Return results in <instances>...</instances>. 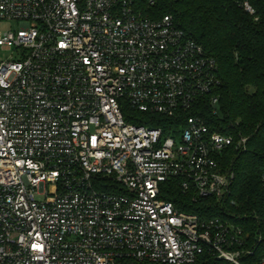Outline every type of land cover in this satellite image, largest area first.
<instances>
[{
	"label": "built area",
	"instance_id": "obj_1",
	"mask_svg": "<svg viewBox=\"0 0 264 264\" xmlns=\"http://www.w3.org/2000/svg\"><path fill=\"white\" fill-rule=\"evenodd\" d=\"M136 4L0 0L21 23L0 32V264H264L263 237L228 217L225 158L248 138L199 113L217 112V60ZM158 115L184 126L141 123ZM176 188L227 216L182 209Z\"/></svg>",
	"mask_w": 264,
	"mask_h": 264
},
{
	"label": "trees",
	"instance_id": "obj_2",
	"mask_svg": "<svg viewBox=\"0 0 264 264\" xmlns=\"http://www.w3.org/2000/svg\"><path fill=\"white\" fill-rule=\"evenodd\" d=\"M136 11L153 19L172 15L217 60L221 80L217 112L202 102L199 113L212 130L233 134L235 139L248 138L245 150L231 148L225 158L235 174L229 196L234 205L229 207L228 217L251 239L263 237L260 256L264 251V0H137ZM141 123L161 126L167 134H171L170 127L184 126L182 120L161 115ZM167 197L203 218L227 216L213 198L191 204L179 188Z\"/></svg>",
	"mask_w": 264,
	"mask_h": 264
},
{
	"label": "rangeland",
	"instance_id": "obj_3",
	"mask_svg": "<svg viewBox=\"0 0 264 264\" xmlns=\"http://www.w3.org/2000/svg\"><path fill=\"white\" fill-rule=\"evenodd\" d=\"M21 23L19 20H0V32L5 31H18L20 29ZM12 50L3 49L0 47V59L11 58Z\"/></svg>",
	"mask_w": 264,
	"mask_h": 264
}]
</instances>
